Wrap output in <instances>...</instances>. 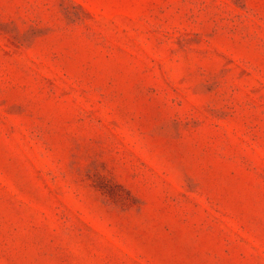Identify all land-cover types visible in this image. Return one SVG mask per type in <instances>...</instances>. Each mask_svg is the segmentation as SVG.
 <instances>
[{
  "label": "rangeland",
  "instance_id": "rangeland-1",
  "mask_svg": "<svg viewBox=\"0 0 264 264\" xmlns=\"http://www.w3.org/2000/svg\"><path fill=\"white\" fill-rule=\"evenodd\" d=\"M0 264H264V0H0Z\"/></svg>",
  "mask_w": 264,
  "mask_h": 264
}]
</instances>
